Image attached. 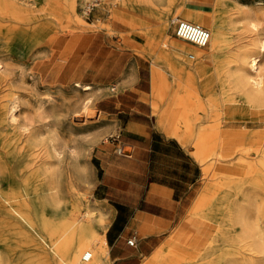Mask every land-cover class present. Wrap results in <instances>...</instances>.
Listing matches in <instances>:
<instances>
[{"label":"bare ground","instance_id":"obj_1","mask_svg":"<svg viewBox=\"0 0 264 264\" xmlns=\"http://www.w3.org/2000/svg\"><path fill=\"white\" fill-rule=\"evenodd\" d=\"M37 1L0 0V230H11L15 243L22 248L15 260L0 249V264H110L108 245L101 233L105 218L94 205L87 204L81 216L69 223L53 224L50 220L53 209L59 214L61 204L69 197H80L75 178L89 181L88 146L73 143L79 131L72 126L68 138L53 129L47 120L52 108L45 105L46 100H24L26 93L21 89L26 80L23 72L16 77L13 55L19 45L24 53H32L51 28L57 25L62 29L65 22L60 19L61 14L69 13L76 20L81 17L76 11L77 0H41L40 15L34 13L32 6L23 5ZM151 1L160 6L162 15L183 13V5L178 7L176 0ZM212 5L208 47L196 50L197 55L190 54L194 58L207 57L206 62L189 69L185 78L167 55L157 56L165 62L161 69L189 88L195 86V73H209L206 77L219 86L220 93L208 100H202L200 93L190 94L194 98L190 105L185 104L183 96L173 101L169 97L162 107L161 115L169 121L167 131L191 148V154L202 165V177L212 180L196 207L204 218L201 230L171 239L156 258L166 260L165 264H264V133L234 128L223 131L220 126L226 101L242 100L256 110H264V27L260 26L264 21V3L232 5L241 26L255 34L250 45L234 58L223 56L227 45V1L213 0ZM202 14L201 11L185 16L201 24ZM169 41L173 45L175 38ZM157 85L156 81L158 90ZM74 86L75 92L63 100L76 106L80 99L78 87L89 91L93 86L80 81ZM156 96L166 95L156 91ZM94 100L92 94L82 99L77 122L92 117ZM200 110L210 121L196 125ZM180 114L187 115L182 123L178 119ZM233 151L236 155L231 161ZM222 161L232 162L225 168L230 169V174L211 175ZM65 183L70 185L68 192L63 190ZM79 210L81 207L76 206L73 212ZM88 233L91 235L87 238Z\"/></svg>","mask_w":264,"mask_h":264},{"label":"rangeland","instance_id":"obj_2","mask_svg":"<svg viewBox=\"0 0 264 264\" xmlns=\"http://www.w3.org/2000/svg\"><path fill=\"white\" fill-rule=\"evenodd\" d=\"M86 1L89 2V4L86 3ZM212 1L213 0H176L178 7L183 5V13L176 14L175 12H168L166 15H162L158 13V8L160 6H157L156 3L151 0H94V2L92 0H77L76 11L79 13L81 20L74 19L69 13H63L60 19L65 22L64 27L59 29V26L55 25L51 28L42 38V44L40 43L39 47L32 53H24L22 46H18L17 51L14 52L13 55V66L16 77H19L22 72L24 73L26 81L23 83V88L21 89L26 93L24 100L29 102L35 99L46 100L45 105L52 108L48 112L47 120L50 122L53 129L57 130L62 137L68 138L69 130L72 126L75 131H79V133L75 135L76 140L73 143L88 146L86 176L89 181H82L75 178L74 182L81 192V195L77 198L69 197L66 202L62 203L59 214L56 213L57 211L54 209L51 211L50 220L53 224L57 222L69 223L73 221L81 216L87 204H93L92 200L95 199L93 196V186L96 181V173L93 163V150L99 142L110 141L115 138L118 133L114 118L104 111H102L103 114L101 116L98 114V100L106 95L119 92L121 87L126 84L124 82L121 85L117 81L115 85L113 81L107 79L116 74L122 67L124 56L122 54L120 56V51H126L125 56H131L133 58L126 65L121 79L124 77L126 71H128V74H131L139 61L142 62L145 67L151 69L153 81L156 75L152 70L153 63L154 67H156V65L159 66V68H157V91L166 96L163 98L157 96L158 102H154L157 116L169 97H171L173 101L177 97L183 96V98H186L185 104L190 105L194 99L192 96H188L190 94L200 93L202 94V100H208L219 95V86L211 83V77H206L209 73L201 75L195 73V77H193L195 78V86L190 87V89L189 86L184 85L179 78H173L170 73L161 69L165 63L163 60L156 58L157 60L155 61L154 58L159 54H165L167 57L176 55L175 57L179 58L178 64L174 65L172 62L170 63L174 68H187L188 71L189 69L195 68L196 65L198 66V64L206 62L205 60H208L207 57L198 58L196 56L194 58L190 57V54L194 53L197 55L196 50H206L208 46L199 47L194 44L195 49L180 51L174 43L172 45L169 40L172 39L171 36L177 37V35L175 34V28L171 22V18L175 15H179L187 19L185 16L186 13L195 15L202 11V16H206L205 26L207 27L210 25L212 17ZM226 1L227 5L224 11L226 17L225 33L227 45L224 49L223 56L226 58H234L237 52L243 51L245 46L250 45L255 34L241 26V23L238 21L239 14L236 13L232 5L235 2L253 4L261 1L264 3V0ZM41 4V0H38L32 5L23 3L26 8L32 6L36 9L34 13L39 15L41 14V11H39ZM84 6H86V8ZM85 9H87V11ZM261 9L264 11V5ZM260 26L264 27V21ZM182 40L184 39H181V41ZM127 41H132L134 43L128 45ZM165 43H168V45H165ZM158 61L163 63L157 64ZM21 65H24V68L21 67ZM21 69H23V71ZM188 71L186 73H189ZM188 76L189 74H183L185 78ZM76 81L90 83L93 88L86 91L83 90L82 87H78L79 89L77 92L78 98L80 99L75 106L69 103V101L65 103L63 97L66 95L69 96L71 93L73 94L75 92L76 88L74 89V83ZM167 90L168 95L166 93ZM233 92L237 96V93H235L236 89H233ZM90 94H92L95 99L90 113L92 117H85V120L77 122L76 113L81 112L79 109L82 104V99ZM239 98L240 97H238V99ZM240 107L251 106L245 104L242 100H237L235 102L226 101V105H224L223 109L224 113L220 119L221 129L223 131H227L230 128L257 130L264 133V110L256 122L252 120L243 122L240 119L230 118L228 112L225 114V110L227 111V109H240ZM198 113L200 119L196 125H200V121H210V119L204 118L203 111L200 110ZM186 116L185 114H180L178 119L181 123L184 122ZM120 145H122V143L117 144V148H119ZM126 149L129 150V147H126ZM188 149L191 152V148L189 147ZM235 155L236 152L233 151L229 156V158L231 157V161L234 160L233 157ZM231 161H222L218 164L220 167L212 170L211 175L216 174V176H222L230 174V169L225 168L230 167L228 164H231ZM211 180L212 179L209 178H200L193 189L192 196L188 203L182 208L172 225L160 237L158 244L150 251L143 253L141 264L147 261L153 264H165L166 260L160 261V258H156V256L171 239L175 237L183 238L188 234H195L201 230L204 218L200 215V211L196 210V207L204 196ZM63 190L68 192L70 190V185L65 183L63 185ZM96 203L101 209L97 210L98 213L103 214L102 212H104L106 219L108 212L107 208L98 200ZM76 206H80L81 210L74 213L73 210ZM105 222L107 223V220ZM90 235L91 233H88L86 237L88 238ZM15 242L16 237L11 230L6 227L0 230V249L4 253L10 255L11 259L14 260L22 251L21 246H18Z\"/></svg>","mask_w":264,"mask_h":264},{"label":"crops","instance_id":"obj_3","mask_svg":"<svg viewBox=\"0 0 264 264\" xmlns=\"http://www.w3.org/2000/svg\"><path fill=\"white\" fill-rule=\"evenodd\" d=\"M158 13L163 14L159 8ZM201 21L206 25V16L203 15ZM171 37L175 38L174 45L180 51L195 49L191 42ZM133 43L127 41L128 45ZM119 54L124 56L122 67L107 79L115 85L117 81L126 84L119 92L98 100V114L101 116L104 111L114 118L118 133L112 140L94 145L96 181L92 205L101 210L96 203L98 200L108 211L101 233L108 245L110 264H141L143 253L158 244L188 203L203 168L188 147L167 131L169 121L161 115L162 109L158 116L156 114L158 69L154 63L153 81L151 69L139 61L135 70L131 74L126 71L121 79L133 58L125 56L126 51ZM175 56H169L168 60L177 65L179 58ZM154 58L156 61L157 57ZM176 69L183 74L188 71L187 68ZM166 93L168 95V90ZM170 105L169 102L168 110ZM227 112L230 118L243 122H256L262 113L252 107L227 109L225 114ZM120 143L130 147V155L118 152ZM132 237H136V245L128 243Z\"/></svg>","mask_w":264,"mask_h":264},{"label":"built area","instance_id":"obj_4","mask_svg":"<svg viewBox=\"0 0 264 264\" xmlns=\"http://www.w3.org/2000/svg\"><path fill=\"white\" fill-rule=\"evenodd\" d=\"M172 24L175 28V34L178 37L184 38L199 46H205L208 44L210 39V31L207 27L179 16L172 20ZM126 147L129 146L122 143V145H120L118 148V152L124 155H130L131 149L129 147L128 150ZM128 243L136 245V237L128 239Z\"/></svg>","mask_w":264,"mask_h":264}]
</instances>
